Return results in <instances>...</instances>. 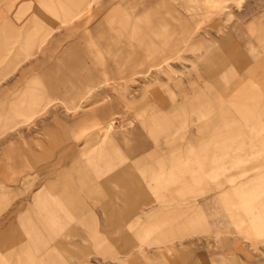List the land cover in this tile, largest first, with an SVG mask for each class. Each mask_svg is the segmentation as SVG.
<instances>
[{"label":"rangeland","instance_id":"obj_1","mask_svg":"<svg viewBox=\"0 0 264 264\" xmlns=\"http://www.w3.org/2000/svg\"><path fill=\"white\" fill-rule=\"evenodd\" d=\"M73 1L74 5L70 9L65 0L53 3L49 0H0V26L4 21L10 20L13 26H23L25 31L30 30L19 37L8 34L0 45V231L13 228L18 208L28 206L37 191L43 192L47 183L56 179L59 167L56 163L57 153L65 161L85 159L89 153L101 157L104 149L108 148L103 146L102 141L108 138L114 143L113 139L123 131H142L148 137L150 127H139L138 121L148 116L155 107V94L159 93L166 99L170 98L173 91L177 93V99L186 94L183 90V87L189 85L186 81L176 91L172 88L167 91L163 87L164 80L170 81L179 73L174 65L193 81L197 76L203 75L207 67L206 63L202 66L201 60L196 58L198 52L194 54L186 48L194 34L200 32L202 35H209L210 31L218 39L220 34L217 31L222 26L225 25L226 30H229L239 20L244 39L238 38V41L246 53L251 54L253 44V51L256 53L257 48L264 44L260 37L264 35V0H137L135 5L121 4L116 8L113 20L122 18L134 22L146 12L157 11L177 29L173 32L174 38H180L186 28V37L190 39L185 46L186 51L174 52L172 56L179 55L185 60L182 65L177 60L167 64L160 62V67H151L138 74H133L135 71L131 70V65H127L121 75H107L117 82L107 81L100 89L92 91L93 94H103L99 98L92 97L93 109L98 111L94 113V120L66 128L62 124H69L70 119H80L88 101L80 100L71 111L72 115L68 114L70 111L59 98L67 101V97H70L65 87L72 81V74L66 69L43 68L39 71L40 66H36L27 71L24 80L12 85L8 94L3 95V92L4 85L13 84L20 72L37 62L43 53L46 56H56L66 51V58L73 54L80 55L87 68L95 67L93 82L82 81L79 84L82 92L87 91L88 86L105 79V68L110 71L115 68L113 55L117 48L110 42L106 43L104 38L107 39L108 35L111 37V23L105 22L107 31L104 33L93 29L80 40L78 34L84 30V21L88 19L90 26L102 19L89 17L95 8V0L87 3L88 11L84 8L87 0ZM103 1L106 0H99L96 5ZM120 1L122 0H113L115 5L120 4ZM37 11L43 15L42 18L37 15ZM125 31V28L122 29V32ZM239 33L236 32V35ZM47 34H50L48 42L41 44ZM121 44L127 45L123 40ZM184 45L185 43L179 44L181 49ZM213 45L218 46L219 43ZM161 48L158 54L162 53ZM224 52L225 50L220 51ZM142 59L144 61L138 63L137 70L145 69L151 63ZM219 60L220 58H215L214 62L218 63ZM50 64L51 62H44L46 66ZM232 70L229 64L223 68L229 75ZM81 72L85 74L87 70L83 69ZM58 85L65 86V91H58ZM25 87L26 95L29 96V109L15 114L28 113L30 116L13 121L5 119L4 107L17 98L18 90ZM212 90L217 94L222 93L215 87ZM150 102L154 105L141 108L136 114L135 105L139 107L140 103ZM55 118L61 119L62 124L53 125ZM101 120L103 124L100 126L98 123ZM127 122H131L135 128L128 129ZM48 126L51 128L46 129ZM189 129L190 126L176 132L178 142H183L182 135ZM246 129L249 133L257 131L250 127ZM65 130L69 131L64 132ZM62 133L64 138L61 137ZM88 135L96 138L95 146H83ZM112 146L110 145V149L113 153L114 145ZM116 149L119 154H123L121 142L117 143ZM107 152L110 153V150ZM157 159H149L148 162H157ZM262 159L264 150L260 147L227 149L226 153L210 154L209 161L202 167V179L191 182L187 187L180 183L169 186L173 187V191L175 189L173 195L177 197L174 200L148 205L130 201L123 209L127 213L126 218L113 225L105 221L103 208L97 200L102 198L121 202L112 194H107V189L120 193L123 188L121 184H104L105 179L111 175V170L107 171L104 166H94L100 169L101 176L92 179L73 173L67 183L71 182L81 192L79 197L85 204L86 211L79 216H86L87 219L83 223L82 220H77L81 234L67 239L69 252L62 254L64 258L54 264H161L168 257L177 259L180 255L184 257L183 262L188 264L198 252L205 257L209 254L213 262V256L216 259L224 251L231 253L230 264H239L240 253L246 254L247 264H264V226L260 223V217L264 215V188L247 195L215 196L218 190H228L233 185L240 186L246 178L240 176L246 173L245 169H250L247 172L249 176L264 173V167L259 166V160ZM111 162L121 165L133 163V160L118 156ZM193 165L199 164L195 162ZM71 166L67 169H71ZM133 173V177L139 179L140 186L147 189L149 199L156 198L158 192L166 190L151 188L157 185L155 179L161 175L159 172H152L146 166L137 167ZM214 205L219 208L218 213L210 216L209 209ZM227 241L231 248L229 251L225 250L224 244ZM215 259L213 264H218Z\"/></svg>","mask_w":264,"mask_h":264},{"label":"crops","instance_id":"obj_2","mask_svg":"<svg viewBox=\"0 0 264 264\" xmlns=\"http://www.w3.org/2000/svg\"><path fill=\"white\" fill-rule=\"evenodd\" d=\"M55 1L59 2L60 0H49L50 3ZM98 2L99 0H95V8L89 17L102 20L92 23L90 26L88 19L84 21L82 23L85 26L84 30L78 34V38L84 39L93 29L104 33L107 31L105 22L111 23L113 28L109 33L111 37L108 35L107 39L104 38L106 43L110 42L109 44H114L117 48L113 55L115 68L111 71L105 68L104 80L88 86L87 91L82 92L79 84L82 81L93 82L95 67L87 68L80 55L73 54V56L66 58V51L56 56H46L43 53L44 55L40 56L37 62L20 72L13 84L4 85L3 95L9 93L12 85L24 80L27 71L35 69L36 66H40V68L38 67L39 71L43 68L66 69L69 74H72L70 76L72 81L67 87L64 86L70 96L67 97L69 102L65 101V98H59L63 100H61L62 104L67 106L65 108L70 111L68 114L72 115L71 111L80 100H88L85 104V112L80 119H70L69 124H62L61 119H54L53 125L62 124L68 128L69 126L74 127L77 123L94 120V113L98 111L93 109L92 97L99 98L103 94L99 92L93 94L92 91L100 89L107 81L117 82L115 78L107 75L111 73L121 75L126 70L127 65H131V70L135 71L133 74L145 72L151 67H160L162 64L160 62L167 64L177 60L182 65L185 58L179 55L172 56L174 52H184L186 48L187 50L189 48L194 54L198 52L196 58L201 60L202 66L203 63H206L207 67L203 75L197 76L196 80L193 81L188 74H183L179 67L174 65L175 70H178L179 73L175 74V77L170 81L164 80L163 87L167 91H171V88L176 91L178 86L183 85L186 81L189 83L188 86L183 87L186 94L179 99L176 98L177 93H174L173 90L169 99L158 95L159 93L155 94L157 95L154 98L155 107L151 109L148 116L138 121L139 127H150L151 132L147 133L149 134L148 137L142 131L140 133L136 131L130 133V130L123 131L113 139L114 143L108 138L102 141L103 146L108 148L104 149L101 157H96L95 154L92 156L89 153L88 158L65 161L63 156H58L57 153L56 163L59 167L56 179L47 183L43 192L37 191L28 206L18 208V217L14 227H11L12 229L9 227L0 231V264H54L64 258L62 254L69 252L67 239L71 236L78 237L81 234L77 220H82L83 223L87 219L86 216H79L86 211L85 204L79 197L81 192L77 191L78 188L71 182L67 183V180H71L73 173L92 179V177L101 176L100 169L94 166H104L107 167V171L111 170V175L105 179L104 184L108 186L121 184L123 188L120 193L107 189V194H112L122 203H116L112 199L99 198L97 200L99 206L103 208L105 221L113 225L118 220L126 218L127 213L123 209L130 201H139L148 205L174 200L177 197L173 195L175 189L173 191V187L169 186L180 183L187 187L191 182L202 179V167L209 161L208 155L210 154L226 153L227 149L237 148L260 147L264 150V44L260 48L256 47L257 53L253 51L254 44L250 49L251 54L246 53L238 41V38L244 39L241 21L238 20L236 25L229 30H226L225 25H220L222 28L217 31L220 34L218 39L210 31L209 35H202L198 32L199 34L192 36L190 45L185 48L188 40H190L186 37V28L183 29L180 38H174L173 32L177 29L157 11L146 12L137 17L134 22L122 18L113 20L118 6L124 3L135 5L137 0H122L120 4L116 5L113 0H106L96 5ZM65 3L70 9L74 5L73 0H65ZM87 3L89 0L84 7L88 11ZM218 8L221 9L220 6ZM36 13L41 18L43 17L39 11ZM123 27L127 31L122 32ZM29 31H25L23 26L21 28L13 26L10 20L4 21L0 26V45L8 34L19 37ZM236 32H240L239 36L236 35ZM260 37L264 40V35ZM49 38L50 34H47L42 39L41 44H46ZM122 40L127 43L126 46L121 44ZM181 43H185L183 49L179 46ZM215 43H219V45L214 46ZM160 48L162 53L158 54ZM221 50H225V52L220 53ZM142 58L151 63L145 69L137 70L138 63L144 61ZM215 58H220L218 63L214 62ZM44 62H51V64L46 66ZM226 64L232 66L233 70L230 75L223 71ZM83 69L87 70L85 74L81 72ZM184 78L186 79L184 80ZM171 82L174 83L171 84ZM64 87L58 85V91H65ZM213 87L222 93H215L212 90ZM26 93V87L18 90L17 98L4 107L5 119L13 121L18 118L26 119L30 116L28 113L15 114V112H23L29 109V96ZM154 103H140L139 107L135 105L136 114L140 112L141 108L145 109L146 106L154 105ZM102 124L103 121H99L98 125L101 126ZM127 125L128 129L135 128L131 122H127ZM188 126L190 129L182 135L183 142H178L175 137L176 132ZM248 127L257 131L249 133L246 129ZM49 128L51 127L48 126L46 129ZM68 131L65 130L64 132ZM62 136L64 138V133ZM118 142L123 144L122 155L116 149ZM96 144V138L89 135L83 141V146L91 147ZM112 144L114 145L113 153L110 149ZM64 147L65 145L62 146V148ZM107 150H110V153ZM118 156L119 158L121 156L132 158L133 163L113 164L111 161ZM155 158H158L157 162H148L149 159ZM195 162L199 165H193ZM259 163V166L264 167V159L259 160ZM69 166L72 168L67 169ZM146 166L152 172L161 174L155 179L157 185L151 188L166 189L158 192L157 197L152 200L147 196V189L140 186L139 179L133 177V172L137 167ZM245 170L246 173L240 176L246 178L242 180L240 186L233 185L228 190H218L215 196L220 198L227 194L247 195L263 189L264 173L249 176L247 172L250 169ZM218 186L221 185L218 184ZM258 205L260 206V204ZM218 210L219 208L215 205L211 206L209 209L210 216L216 215ZM260 218V223L264 226V215ZM92 238H94V234H92ZM224 245L226 246L225 250L231 249L228 241ZM181 254L183 253L181 252ZM230 256V251H224L221 255H217L216 259L213 256V262H211L209 254L205 257L198 252L197 255L193 256L192 262L188 264H193V262H195L194 264H213L214 259L218 264L220 262L230 264ZM176 258L178 260L168 257L161 264H176V261L178 264H185L183 255ZM238 258L239 264H247L245 253H240Z\"/></svg>","mask_w":264,"mask_h":264},{"label":"bare ground","instance_id":"obj_3","mask_svg":"<svg viewBox=\"0 0 264 264\" xmlns=\"http://www.w3.org/2000/svg\"><path fill=\"white\" fill-rule=\"evenodd\" d=\"M13 29H14V28H13ZM15 30H16V29H15ZM15 30H14V31H15Z\"/></svg>","mask_w":264,"mask_h":264}]
</instances>
